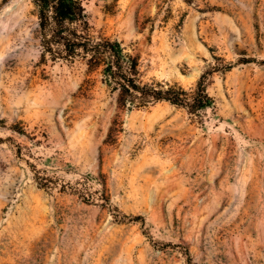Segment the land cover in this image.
Returning a JSON list of instances; mask_svg holds the SVG:
<instances>
[{
  "label": "rangeland",
  "instance_id": "1",
  "mask_svg": "<svg viewBox=\"0 0 264 264\" xmlns=\"http://www.w3.org/2000/svg\"><path fill=\"white\" fill-rule=\"evenodd\" d=\"M82 2L143 81L232 66L200 114L122 110L99 69L41 60L31 0H0V264H264V0Z\"/></svg>",
  "mask_w": 264,
  "mask_h": 264
},
{
  "label": "trees",
  "instance_id": "2",
  "mask_svg": "<svg viewBox=\"0 0 264 264\" xmlns=\"http://www.w3.org/2000/svg\"><path fill=\"white\" fill-rule=\"evenodd\" d=\"M36 7L42 46L41 60L72 61L81 58L88 70L99 69L101 81L115 95L116 108H146L157 102H168L192 114L214 107L207 91L209 76L215 71L229 70L231 64H207L195 86L186 89L178 82L143 81L140 55L129 51L117 38L92 37L90 22L82 0H31ZM217 58V57H215ZM113 124V122H112ZM114 132L112 125L109 135Z\"/></svg>",
  "mask_w": 264,
  "mask_h": 264
}]
</instances>
